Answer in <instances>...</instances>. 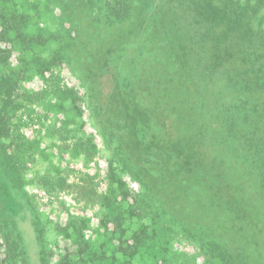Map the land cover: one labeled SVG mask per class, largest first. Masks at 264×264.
Here are the masks:
<instances>
[{
    "label": "rangeland",
    "instance_id": "1",
    "mask_svg": "<svg viewBox=\"0 0 264 264\" xmlns=\"http://www.w3.org/2000/svg\"><path fill=\"white\" fill-rule=\"evenodd\" d=\"M224 2L234 0H0V264L11 248L40 264L49 246L57 262L85 242L104 264H264L259 175L229 173L227 186L239 191L221 196L225 163L213 162L222 174L200 182L197 153L179 146L178 156L171 144L185 125L167 122L162 108L139 120L124 104L144 61H158L153 45L184 52L196 41L185 15H198L211 49L221 41ZM257 3L246 22L254 35L264 31ZM142 5L166 19L136 24L124 43ZM173 51L168 58L185 66L186 54ZM162 159L169 187L157 177ZM174 188L190 189L165 196ZM231 199L237 213L224 207Z\"/></svg>",
    "mask_w": 264,
    "mask_h": 264
},
{
    "label": "trees",
    "instance_id": "2",
    "mask_svg": "<svg viewBox=\"0 0 264 264\" xmlns=\"http://www.w3.org/2000/svg\"><path fill=\"white\" fill-rule=\"evenodd\" d=\"M245 1L246 5L237 0L232 5L224 2L220 19L226 30L212 49L206 42L210 37L209 30L199 29L202 24L198 15L190 18L185 15L186 26L193 28L196 41L184 45V52H181L180 45L173 46V51L171 46L152 44L154 47L150 49L156 53L158 61L150 63L145 60L131 87L124 91V104L129 105L128 110L136 109L139 120V115L146 112L151 116L162 108L167 113V122L172 124L177 119L186 126L185 133L178 134L181 139L171 144L177 146L178 156L183 150L181 146L185 147L184 153H197V160L192 162L191 168L193 174L198 172L200 182L206 183L214 174L221 173L215 171L219 169L213 162L225 163L220 188V195L222 192L224 197L239 191L233 182L227 186V180L231 179L226 176L231 172L259 175L257 188L264 189V31L255 30L254 35V30L246 26L249 17L258 11V3L257 0ZM250 1L255 9L248 5ZM144 6L134 8L131 16L135 24L131 30L124 31V43L138 31L136 24L142 22L143 29L154 18L158 23L166 19L167 13L159 11L157 16H152L157 11L146 10ZM171 51L176 55L186 54L185 66L182 67V61L175 62L174 57L168 58ZM4 83L12 84L8 80ZM126 114L124 105V116ZM135 131L137 134V123ZM166 166L165 159H162L157 177L169 187L172 183L167 184L162 176ZM189 189L174 188L165 196L186 194ZM234 201L226 200L227 213L238 212V204ZM245 215L250 218L248 213ZM227 253L226 256L231 258V252L228 250Z\"/></svg>",
    "mask_w": 264,
    "mask_h": 264
},
{
    "label": "flooded vegetation",
    "instance_id": "3",
    "mask_svg": "<svg viewBox=\"0 0 264 264\" xmlns=\"http://www.w3.org/2000/svg\"><path fill=\"white\" fill-rule=\"evenodd\" d=\"M93 114H94V111H93ZM84 244H86L87 248L83 249L80 252L73 250V248H68V250H66L65 248L64 251H66V254L63 257H61L59 260H57V262H54L52 259V257L54 256H53V250H51L52 248H50V246L48 247V250L46 248L44 251L41 252V254H38L36 257L38 261L40 260V264H41L42 259L43 261H45L43 264H104L103 260L105 258L101 256L99 259H97L96 257H94L97 255V252L95 250H93V252L90 250L91 248L88 242H85ZM53 247L57 251H60V249H63V248H60L58 243H54ZM11 249H9L8 251L10 254L8 252H5L6 257H7L6 259L7 264H26L19 255L16 256L17 251H13Z\"/></svg>",
    "mask_w": 264,
    "mask_h": 264
}]
</instances>
